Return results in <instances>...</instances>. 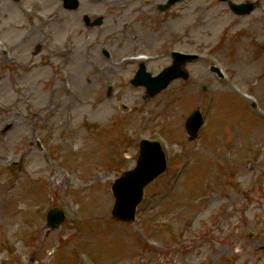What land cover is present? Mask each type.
<instances>
[{
	"label": "rangeland",
	"instance_id": "rangeland-1",
	"mask_svg": "<svg viewBox=\"0 0 264 264\" xmlns=\"http://www.w3.org/2000/svg\"><path fill=\"white\" fill-rule=\"evenodd\" d=\"M166 1L0 0V264H264V0H231L258 3L242 17ZM172 50L201 56L189 80L154 97L131 85L137 55L156 75ZM142 139L167 170L119 222L110 187ZM55 207L66 220L49 230Z\"/></svg>",
	"mask_w": 264,
	"mask_h": 264
},
{
	"label": "water",
	"instance_id": "water-1",
	"mask_svg": "<svg viewBox=\"0 0 264 264\" xmlns=\"http://www.w3.org/2000/svg\"><path fill=\"white\" fill-rule=\"evenodd\" d=\"M65 8L76 10L79 7L78 0H63ZM180 0H171L170 5ZM226 2L227 0H221ZM169 5V6H170ZM231 9L239 15L249 14L255 8L253 4L234 5L229 3ZM98 25L101 24L99 20ZM190 56L174 55V65L166 69L158 78L151 79L145 73V66L142 64L140 71L133 83L145 85L148 94L154 96L166 88L168 84L179 77L186 78L187 75L182 70V65L186 61L192 60ZM202 118L199 113H195L187 123V131L192 138L197 137ZM166 160L161 147L157 143L143 141L140 144V154L137 160V166L115 181L112 186L115 203L112 210V216L123 222L134 220L136 208L143 199L145 187L165 171ZM64 217L59 209H54L48 215V224L52 228H57L63 222Z\"/></svg>",
	"mask_w": 264,
	"mask_h": 264
}]
</instances>
